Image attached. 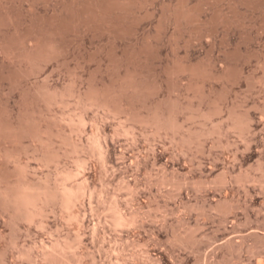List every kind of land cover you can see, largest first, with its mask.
I'll return each mask as SVG.
<instances>
[{"label": "rangeland", "instance_id": "1", "mask_svg": "<svg viewBox=\"0 0 264 264\" xmlns=\"http://www.w3.org/2000/svg\"><path fill=\"white\" fill-rule=\"evenodd\" d=\"M0 123L10 181L86 191L0 216V264H264V0H0Z\"/></svg>", "mask_w": 264, "mask_h": 264}, {"label": "bare ground", "instance_id": "2", "mask_svg": "<svg viewBox=\"0 0 264 264\" xmlns=\"http://www.w3.org/2000/svg\"><path fill=\"white\" fill-rule=\"evenodd\" d=\"M21 127H22V125H21ZM22 129L24 130V128H22ZM17 132H18L17 131V128H16V130H14V129L10 128V126L8 127L7 125H4V124L0 123V139H2L3 141L6 142V141L10 140V141L15 142V143L18 142L21 137H20V134L17 133ZM27 132H26V134H27ZM45 132L47 133V131H45ZM29 136L32 137V140L33 141H36L37 140V138H36L37 136H35V134H30ZM22 172L24 173V171H22ZM18 173H20V172H18ZM7 175L8 174H4L3 171H0V216H3V217L6 216V217H8V223L11 225V228H12V225H14L16 222H18L20 220H24V221L28 222L29 224L35 223V221H36L37 217L40 215V213L41 212L42 213L43 212H46V209L50 205H52L51 203H53L54 201H57V200H59L60 201V205H62L61 206V212L71 213V212H73V211L70 210V207L73 206V205H71L72 199L74 197L77 198L78 196L83 197L86 194V191L83 188V186L81 187L83 189H81V188H79L80 186L77 185L78 187L76 186L77 187L76 190H78V191L74 190L75 189V187H74L75 185H73L74 183L73 184L70 183V185H67L63 181L60 182V181H56L55 180V182H54L53 185H47L46 184L47 182L45 183L46 186L45 185L44 186L43 185H37V184L35 185V183L33 185H31L32 183L31 184H27L28 182L27 183H24V182L22 183V182H18V181L17 182H12V181L9 180L10 178H8ZM71 184H72V186H71ZM80 185H84V184L82 183ZM79 189L81 191H79ZM108 198H110V197H108ZM109 200L110 199H108V201ZM73 201H72V203H74ZM112 201H113V204L112 205H115L116 202L114 200H112ZM109 202L111 203V201H109ZM114 202H115V204H114ZM104 205L105 204H103V206ZM111 206H109V208H106L107 209L106 211H109V213L107 212L108 213L107 216L109 217V215H110V220H111V222L110 221H107V223L109 222V223H111V224L116 225V226L119 227V226H125V225H128L129 226V224H131L133 222V220H131L132 217L130 219V218H128L129 216L127 214L121 213L120 208H119V210H120V212H119L114 207L113 208L115 210L113 208H110ZM117 206H116V208L118 209L119 206L118 207ZM68 213H67V215H68ZM64 214H66V213H64ZM104 216H106V213H105ZM74 219L75 218L73 217V214H71L69 216V218L67 217V224H71L69 221H72L73 222ZM12 229H14V228H12ZM59 235L60 234H58V237L57 238H56L55 235H53L55 237L54 238L51 237L52 239L49 240L48 243H46V242L45 243L44 242H40L39 244H36V242L34 241V242H32V244L34 243L33 245L30 244L31 246H30L29 249L25 248V247H27V246H25V244H24L25 247H21L20 244H19L20 245V247H19L18 244L17 245L15 244V241H14V244H13L11 242H7L8 240L6 241V239H4V241L6 243L5 244V250L11 249V248L13 249L14 248L15 249L16 256L19 257V259H21V261L23 259H24L23 261H25V259H26L27 261H34V262L35 261H38V260H39L38 262H41V261L42 262H46L47 261V262H50L52 264H72L71 260H72V256H73L72 255L73 254L72 253L73 250H72V246L71 245L73 243H71L70 242L71 240L69 241L68 240V237L65 236L67 234H65V235L63 234L64 236H59ZM68 236H69V234H68ZM1 237H4L3 234L1 235ZM6 237L8 238V236H6ZM2 240H3V238H2ZM2 240H0V241H2ZM78 246H79V244H78ZM80 249H81V247H80ZM1 256H0V258L2 260V257ZM85 257H86L85 256V252H83L82 255H81V259L76 264H79V262L85 260ZM79 258H80V256H79Z\"/></svg>", "mask_w": 264, "mask_h": 264}]
</instances>
